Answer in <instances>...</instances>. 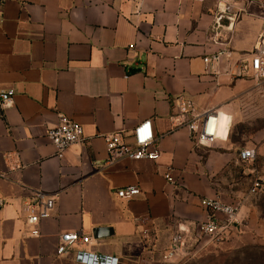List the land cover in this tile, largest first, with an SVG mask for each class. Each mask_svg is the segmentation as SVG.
I'll use <instances>...</instances> for the list:
<instances>
[{
    "label": "crops",
    "instance_id": "crops-1",
    "mask_svg": "<svg viewBox=\"0 0 264 264\" xmlns=\"http://www.w3.org/2000/svg\"><path fill=\"white\" fill-rule=\"evenodd\" d=\"M216 5L217 0H6L0 91L14 90L15 102L0 108V171L7 172L9 153L17 154L23 168L0 181V264H95L94 256L100 264H162L177 219L208 220L204 199L239 210V235L209 244L202 255L256 245L264 236V221L248 183H238L237 169L245 166L248 182L264 178L256 168L257 160L264 163V134L251 142L253 148L237 150L231 139L234 127L260 117L264 86L218 77L230 71L224 61L216 72L204 63L221 48L212 42ZM263 19L249 8L236 24L235 59L250 60ZM251 20L255 30L238 36ZM181 95L198 113L218 110L219 136L230 122L227 138L198 148L188 128L175 129L170 118ZM60 115L79 123L85 138L63 159L47 136ZM147 120L159 139L158 160L97 165L108 157L105 135L122 132L131 143L135 127ZM245 149L257 153L252 164L240 160ZM130 186L141 195L119 199L116 192ZM38 191L56 204L40 237H32L23 205ZM98 228H109L108 237L95 240ZM75 232L92 242L58 255L59 237Z\"/></svg>",
    "mask_w": 264,
    "mask_h": 264
},
{
    "label": "built area",
    "instance_id": "built-area-1",
    "mask_svg": "<svg viewBox=\"0 0 264 264\" xmlns=\"http://www.w3.org/2000/svg\"><path fill=\"white\" fill-rule=\"evenodd\" d=\"M6 0H0V25L4 20L3 9ZM262 0H217L214 26L212 28L214 45L220 46L219 52L205 57L204 63L217 71V67L224 61L229 65L230 71L225 74L217 73L218 77L224 76L231 81L240 79L252 80L257 88L264 86V19L263 27L258 36L250 60L234 58L232 47L236 24L248 13L249 8L259 5ZM134 46H130L133 49ZM128 78V75H126ZM14 90L0 91V108L10 109L14 106ZM178 113L170 120L173 127L188 128L193 134L196 146L212 147L218 139L220 113L218 110H208L198 113L194 102L186 95L176 99ZM47 136L55 148L58 159H63L67 150L78 143H83V127L65 115L59 116L58 125L48 130ZM132 142L128 143L122 132L107 134L104 140L107 146L108 157L105 162H98L100 166H114L123 161H156L160 157L159 139L154 132L152 120L138 124L132 132ZM7 172L0 171V181L7 180L9 174L19 171L23 166L15 153L5 155ZM257 153L253 149L240 152V160L249 165L255 162ZM250 169V168H249ZM256 175V171L251 170ZM169 183L175 180L171 173L166 175ZM119 199L131 201L141 195L137 186H130L116 192ZM248 195L257 200L264 195V178L256 177L251 181ZM55 198L45 192H35L23 205L26 214L25 226L30 229L32 237H40V226L49 219L55 208ZM3 202L0 200V205ZM201 206L208 212L209 218L203 223L188 222L177 219L174 224V235L169 250L163 256L162 264H175L176 260L186 262L197 258L209 244L220 245L229 242L236 232L239 224V210L226 205L219 200H201ZM147 237V232L144 233ZM206 239V241H204ZM91 237L75 232L59 237L58 255H65L68 248L73 245H88ZM95 264H100L101 259L94 256ZM118 264V261H115Z\"/></svg>",
    "mask_w": 264,
    "mask_h": 264
},
{
    "label": "rangeland",
    "instance_id": "rangeland-1",
    "mask_svg": "<svg viewBox=\"0 0 264 264\" xmlns=\"http://www.w3.org/2000/svg\"><path fill=\"white\" fill-rule=\"evenodd\" d=\"M251 12L257 13L259 14V16H262L264 18V0H262L261 4L252 6ZM256 27H257V23L251 20V21H247V24H245V27L243 28V30H241V27H239V29L236 32L238 36L242 37L243 34H246V33L251 34V32L255 30ZM243 40L247 42L248 37H243ZM229 130H230V122H225L223 126V130L220 133L219 139L227 138V135L229 134ZM259 134H264V108H260V117L252 121L250 125L244 124V125L234 127L231 130V139L235 143H237V150L242 149V148H253V145L251 144V142L255 143L257 135ZM263 166H264V163H262V160L256 161V168L258 169L259 176L261 177H264V174L262 173ZM244 168L245 166L242 164H239L237 167L238 171L240 172V174L238 175L239 176L238 183L240 185H244L248 183L249 188H250L251 182H248L246 180V177L243 175ZM262 201H263V196L255 201L256 202L255 206L258 210V213H259L258 216L260 219H261L260 205L262 204ZM258 240L259 241L256 245H250V246H264V236L258 237ZM231 246H230V249H224L223 251L216 250V251H209V252L203 253V255L202 254L199 255L197 258L193 260H196L195 262H197L198 264H203V261H204V264H205L209 261L208 259H212L214 256H218L220 254L229 255L231 253L236 252L239 249L248 247V246H239V247L237 246L231 247Z\"/></svg>",
    "mask_w": 264,
    "mask_h": 264
},
{
    "label": "trees",
    "instance_id": "trees-1",
    "mask_svg": "<svg viewBox=\"0 0 264 264\" xmlns=\"http://www.w3.org/2000/svg\"><path fill=\"white\" fill-rule=\"evenodd\" d=\"M260 211L261 219L264 220V195L262 204L260 205ZM238 235L239 231L236 227L235 235L229 242H232ZM208 260L205 264H264V246H248L229 255L220 254ZM195 261L188 260L183 262V264H198Z\"/></svg>",
    "mask_w": 264,
    "mask_h": 264
},
{
    "label": "water",
    "instance_id": "water-1",
    "mask_svg": "<svg viewBox=\"0 0 264 264\" xmlns=\"http://www.w3.org/2000/svg\"><path fill=\"white\" fill-rule=\"evenodd\" d=\"M111 231L109 228H98L94 230L93 235L95 240H101L105 239L108 236H106L107 232Z\"/></svg>",
    "mask_w": 264,
    "mask_h": 264
},
{
    "label": "bare ground",
    "instance_id": "bare-ground-1",
    "mask_svg": "<svg viewBox=\"0 0 264 264\" xmlns=\"http://www.w3.org/2000/svg\"><path fill=\"white\" fill-rule=\"evenodd\" d=\"M220 124H221V117L219 119V131H220ZM218 136H219V132H218Z\"/></svg>",
    "mask_w": 264,
    "mask_h": 264
}]
</instances>
